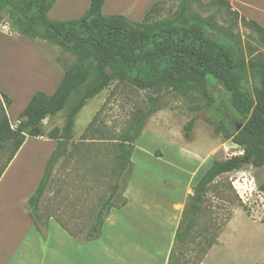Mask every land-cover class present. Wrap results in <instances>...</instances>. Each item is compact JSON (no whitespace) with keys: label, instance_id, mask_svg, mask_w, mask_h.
I'll use <instances>...</instances> for the list:
<instances>
[{"label":"rangeland","instance_id":"374dc122","mask_svg":"<svg viewBox=\"0 0 264 264\" xmlns=\"http://www.w3.org/2000/svg\"><path fill=\"white\" fill-rule=\"evenodd\" d=\"M118 1L121 4L113 0L106 1L108 13L120 14L128 6V0ZM155 1L135 2L131 6L132 14L126 17L142 22V10L146 12L158 2H168V6L175 10L179 0ZM201 1L208 3L211 0ZM89 4L90 0H58L48 18L57 21L58 17L66 20L80 19L88 10ZM233 9L237 11L236 7ZM194 10L200 11L203 17L215 13V9L202 10L198 5H194ZM250 12L254 13V18L261 20L257 11ZM218 23L226 25V15H219ZM3 26H7L13 38L19 39L16 48H13V41L4 36L8 35V30ZM14 31L16 30L8 15L2 13L0 46L7 48V53L0 51V87L12 98V105L7 110L11 124L17 123L21 112L27 106L21 90L27 82L19 73L20 65L11 67L7 60L19 58L22 45H31L27 38L18 36ZM236 33L245 44L250 43L256 47L257 54L264 58V46L259 44L250 30L239 24ZM35 44L45 49L54 59L62 55L68 63L73 61L70 54H61L58 47L43 41ZM10 48L12 49L9 52ZM14 50L16 55H13ZM23 54L24 52L22 58ZM209 86L215 103L210 106L202 104L201 111L192 110L195 103L174 93H162L157 105L159 111L148 119L142 135L134 145L132 167L124 179L125 190L115 199L111 211L118 210L127 196L136 205L133 212L137 211V214L143 212L144 215H149L157 211L156 209L167 206V203L176 207L177 211L178 205L184 210L199 179L214 161L243 155L244 151L239 146L222 135H217L215 129L225 123L234 124L240 129L246 119L235 111L230 94L221 83L210 78ZM244 89L252 92L251 82L244 85ZM83 92L84 88L74 93L63 111L44 121L45 136L54 129L65 127L71 108ZM152 97L153 93L140 91L128 84L116 83L89 101L80 111L75 119L73 139L67 154L56 166L50 189L42 201L41 210L47 226L41 227L39 231L36 229L39 234L50 235L54 232L53 227L57 226L64 230L61 226L63 225L68 230L67 233L78 239L79 243H88V228L115 183L118 165L117 141L132 122L135 112L139 108L147 107ZM192 119H195V126L191 138L187 140L184 137V127ZM43 139H28L17 164L1 186L0 196L6 195L7 201H13L17 207L23 203L22 200L27 201L35 192L43 176L48 161L45 156L50 148ZM7 157V152L0 154V170L6 165ZM262 187L264 167L246 166L240 171L219 177L208 191L195 230L183 247L186 254L183 252L180 256L183 258L179 261L180 264H264ZM28 193V198H24ZM130 215L134 214L131 212ZM16 218L17 214L6 211L0 215V220L6 222ZM147 221L142 223L145 230L155 226L153 220ZM139 223L135 221L136 225ZM207 238L215 244L203 256L201 249L205 247ZM199 244L204 247L200 248Z\"/></svg>","mask_w":264,"mask_h":264},{"label":"trees","instance_id":"16d2710c","mask_svg":"<svg viewBox=\"0 0 264 264\" xmlns=\"http://www.w3.org/2000/svg\"><path fill=\"white\" fill-rule=\"evenodd\" d=\"M106 1L90 0L88 10L80 19L52 21L48 13L58 0H0V15H8L18 36L32 43L43 41L58 47L61 54L68 53L73 57L71 63L62 55L55 58L64 72L61 84L52 95L35 94L14 128L7 114L12 105L11 98L0 92V154L8 153L6 165L0 170V179L27 137H46L56 142L40 183L26 204L39 231L47 226L41 210L43 198L50 189L56 166L67 154L80 111L116 83L153 93L149 105L135 112L132 122L117 141L115 183L86 233L87 242L96 241L114 208L115 199L125 190L124 179L132 167L134 145L148 119L159 111L157 105L162 93H174L195 103L192 110L201 111L202 104L210 106L215 103L209 86V79L213 78L230 94L235 111L246 119L240 129L225 123L218 126L215 133L232 141L244 153L228 160L214 161L196 184L184 207L168 262L180 264L183 247L195 230L211 185L219 177L246 166L264 167V58L257 54L256 47L245 44L236 33L241 24L264 46V27L240 15L227 0L208 3L179 0L175 10L168 6V2H158L142 22L131 21L124 15H104L102 10ZM194 5L202 10L215 9V13L203 17L200 11L194 10ZM219 15H226V25L218 23ZM248 82H251L252 92L244 89ZM82 88L84 92L71 108L65 127L54 129L45 136L44 121L63 111L71 96ZM194 126L195 119L185 125V139L191 138ZM126 204L124 198L121 207ZM204 244L205 247L199 244L200 248L204 247L201 249L203 256L215 242L207 238Z\"/></svg>","mask_w":264,"mask_h":264},{"label":"crops","instance_id":"0c3cea01","mask_svg":"<svg viewBox=\"0 0 264 264\" xmlns=\"http://www.w3.org/2000/svg\"><path fill=\"white\" fill-rule=\"evenodd\" d=\"M113 1L120 3L118 0ZM137 1L139 0H128V6L120 14L115 15L130 16L132 14L131 6ZM157 1L160 0L155 2ZM227 1L236 7L240 14L264 27L263 0ZM149 10L150 8L146 12L142 10L140 14H144L143 19ZM125 11L127 12L125 13ZM250 11H257L261 20L254 18L252 16L254 13ZM102 12L106 16L112 15L107 12L105 5ZM56 19L68 21L62 17ZM130 20L132 21V18ZM6 33L8 35L4 34V36L12 40L13 48H16L19 45V39L13 38L8 31ZM29 44L31 45L19 46L22 49L19 58L14 57L15 60H10V58L9 61L7 60V64L11 67L20 65L19 73L22 79L27 82L26 86L23 87L24 90L21 89L24 93L22 96L25 105H28L38 92L46 95L54 94L64 77L62 68L50 53L35 43L30 42ZM0 51L6 52L7 48L0 46ZM15 53L16 50H14L13 55H16ZM40 57H48L49 59L41 60ZM24 58L27 59L24 60ZM0 72L2 73V69ZM0 92L4 93L5 91L0 87ZM17 123L11 124L10 122L13 128L16 127ZM30 138L27 137L26 142L1 177L0 190L7 176L17 164ZM43 140L50 145L45 156L46 160L56 149V142L49 139ZM29 195L30 193L26 194L24 198H28ZM126 198L128 201L125 206L111 211L102 228L101 237L96 241L81 244L77 241L78 239L60 227L57 228L58 226L53 227L52 231L54 232L50 235L39 234L28 213L26 206L28 199L27 201L22 200L23 203L17 207L13 201H7L6 195L0 196V215L3 211L17 214V218L10 220V222L0 220V264H168L171 250L174 247L175 235L182 219L183 208L178 205L177 211L175 210L176 207L167 203V206L156 209L157 211H153L149 215H144L143 212L137 214V211L133 212L136 205L130 196ZM131 212L134 215H130ZM145 220H153L155 226L150 229L146 226L148 230H145L142 225ZM135 221L140 223L136 225Z\"/></svg>","mask_w":264,"mask_h":264},{"label":"built area","instance_id":"2783aa9c","mask_svg":"<svg viewBox=\"0 0 264 264\" xmlns=\"http://www.w3.org/2000/svg\"><path fill=\"white\" fill-rule=\"evenodd\" d=\"M3 28H4L5 30H8V32H9V29H7V26H3Z\"/></svg>","mask_w":264,"mask_h":264}]
</instances>
